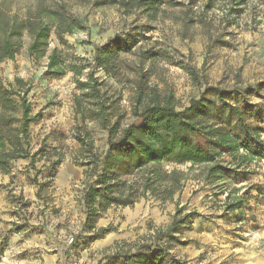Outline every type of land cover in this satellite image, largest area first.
Returning a JSON list of instances; mask_svg holds the SVG:
<instances>
[{
  "label": "rangeland",
  "instance_id": "rangeland-1",
  "mask_svg": "<svg viewBox=\"0 0 264 264\" xmlns=\"http://www.w3.org/2000/svg\"><path fill=\"white\" fill-rule=\"evenodd\" d=\"M171 1L180 4L166 5L165 14L155 20L139 11L95 7L80 0H4L3 6L22 15L38 5L63 3L67 13L84 27L64 34V46L89 60L95 45L133 31L138 41L129 52L119 53L117 82L101 69L94 71L109 93L120 90L119 106L125 111L122 123L133 121L127 98L129 80L139 77L159 92L173 93L177 107L187 105L205 85H212L234 90L229 102H245L264 117V9L255 5L252 11L242 6L225 19L229 0H214L211 7L205 6L206 0ZM21 41L14 57L0 63V76L10 82L15 78L23 81L20 90L31 104V114H37L36 122L29 126L33 149L47 136L48 146L62 145L66 154L44 201L37 199L36 188L20 172L26 160L15 161L10 176L0 174V264H96L103 247L114 241H132L149 224L167 225L174 204L140 199L131 207H110L96 223L108 231L93 241L88 239L89 233L80 228L81 208L74 200L83 169L72 161L78 147L72 136L77 124L73 100L80 90L70 71L45 74V58H30L27 37ZM55 46L64 47L51 34L48 52ZM147 53L156 54L140 62ZM85 73L86 69L79 75L81 79ZM259 126L264 141V119ZM93 133L95 146L104 148L105 133ZM193 140L201 145L205 142L200 137ZM177 168L188 173L179 203L188 204L185 212L197 214L183 226L181 240L170 254L185 264H264V155L250 163L246 174L229 180L234 190L231 196L243 199L233 210H226L223 194L214 197L210 187L190 179L187 166Z\"/></svg>",
  "mask_w": 264,
  "mask_h": 264
},
{
  "label": "trees",
  "instance_id": "trees-1",
  "mask_svg": "<svg viewBox=\"0 0 264 264\" xmlns=\"http://www.w3.org/2000/svg\"><path fill=\"white\" fill-rule=\"evenodd\" d=\"M213 1L206 0L205 6L211 7ZM229 1L225 19L242 6L264 9V0ZM3 2L0 0V63L14 57L26 36V54L33 60L45 58V74L57 76L70 71L80 90L73 100L77 124L72 136L78 147L73 150L72 161L83 169L74 200L81 208L80 228L89 233L88 239L93 241L108 231L96 223L110 207H131L140 199L174 204L167 225L149 224L136 239L103 247L96 264H185L170 250L181 240L183 226L197 213L185 212L188 204L179 203L188 173L177 167L187 166L190 179L210 187L214 197L223 194L226 210L239 208L243 199L231 196L234 190L229 180L246 174L250 163L264 155L263 128L259 126L264 117L260 111L245 102H229L227 98L234 90L212 85H205L187 105L177 107L173 93L159 92L139 77L129 80L127 98L133 121L122 123L125 111L119 106L120 90L109 93L106 84L94 77V71L101 69L117 82L119 53L129 52L136 45L135 33L115 35L95 45L89 60L64 46V34L84 27L82 21L67 13L63 3L38 5L21 15L11 12ZM80 2L139 11L149 20L165 14L166 5L180 4L171 0ZM51 34L63 48L55 46L48 52ZM155 54L147 53L139 61ZM84 69L86 77L81 79ZM22 84L18 78L10 82L0 76V174L10 176L15 161L26 160L20 172L36 188L37 199L43 200L66 153L62 145L48 146L47 136L33 149L29 126L36 122L37 114H31V104L20 90ZM95 130L105 133L104 148L95 146ZM193 137L202 138L204 144L196 143ZM224 156L228 160L222 159ZM44 172L46 176H42Z\"/></svg>",
  "mask_w": 264,
  "mask_h": 264
}]
</instances>
